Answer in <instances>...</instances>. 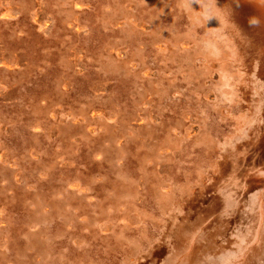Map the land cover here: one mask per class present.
I'll return each instance as SVG.
<instances>
[{
	"label": "rangeland",
	"instance_id": "rangeland-1",
	"mask_svg": "<svg viewBox=\"0 0 264 264\" xmlns=\"http://www.w3.org/2000/svg\"><path fill=\"white\" fill-rule=\"evenodd\" d=\"M22 7L50 40L0 28V264H264V0Z\"/></svg>",
	"mask_w": 264,
	"mask_h": 264
},
{
	"label": "water",
	"instance_id": "water-1",
	"mask_svg": "<svg viewBox=\"0 0 264 264\" xmlns=\"http://www.w3.org/2000/svg\"><path fill=\"white\" fill-rule=\"evenodd\" d=\"M21 16L18 20H12L7 18H2L3 12L0 10V28H2L6 34H8L10 37H16L21 30L20 27L26 28L28 32H30L33 36L37 37L43 42H49L50 39H47L45 36V33L47 30L42 31V21L38 20L35 22L33 20V15L29 12V10L26 7L20 8ZM23 25V26H22ZM1 63V61H0ZM41 65L31 64L28 68V76L27 80L25 82L29 84H33L36 80H39L44 77V72L41 70ZM43 69H46L45 66H42ZM85 69L90 71L95 76H100V71L96 67L95 63L85 62ZM6 71L3 68H0V72ZM26 83V84H27ZM7 102H10V104L14 103V100L12 98H2L0 97V105L8 104Z\"/></svg>",
	"mask_w": 264,
	"mask_h": 264
},
{
	"label": "bare ground",
	"instance_id": "bare-ground-1",
	"mask_svg": "<svg viewBox=\"0 0 264 264\" xmlns=\"http://www.w3.org/2000/svg\"><path fill=\"white\" fill-rule=\"evenodd\" d=\"M185 1V0H184ZM183 2V1H182ZM180 3H181V1H180ZM184 4V3H183ZM186 6H188V5H186ZM189 7V6H188ZM196 7V6H195ZM196 11V10H195ZM193 13V12H192ZM198 17V16H197ZM200 17V16H199ZM200 19V18H199ZM201 21V20H200ZM206 22V21H205ZM126 31V30H125ZM211 47V46H210ZM208 49V48H207ZM210 52V51H209ZM211 52H212V50H211ZM229 53V52H228ZM219 54H220V52H219ZM212 55H215V54H212ZM219 57V56H218ZM222 63V62H221ZM226 63V62H225ZM224 63V64H225ZM227 78V77H226ZM158 232H159V230H158ZM247 250V249H246ZM246 253V252H245ZM198 256V255H197Z\"/></svg>",
	"mask_w": 264,
	"mask_h": 264
}]
</instances>
